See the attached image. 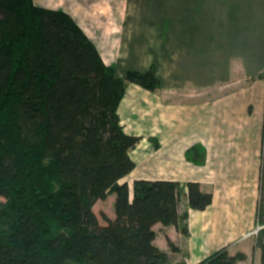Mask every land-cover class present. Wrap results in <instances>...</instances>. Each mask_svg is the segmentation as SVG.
I'll list each match as a JSON object with an SVG mask.
<instances>
[{"label": "trees", "instance_id": "obj_1", "mask_svg": "<svg viewBox=\"0 0 264 264\" xmlns=\"http://www.w3.org/2000/svg\"><path fill=\"white\" fill-rule=\"evenodd\" d=\"M127 83L160 88L155 67L119 78L69 14L0 0V264H186L155 245V225L188 218L179 215L180 184L136 180L131 198L121 182L141 140L119 116ZM187 155L203 158L198 147ZM187 188L192 210L211 206L199 183ZM111 195L115 218L103 214L102 224L94 208ZM257 220L264 225V146ZM256 247L264 264V229ZM245 259L222 248L199 264Z\"/></svg>", "mask_w": 264, "mask_h": 264}, {"label": "crops", "instance_id": "obj_2", "mask_svg": "<svg viewBox=\"0 0 264 264\" xmlns=\"http://www.w3.org/2000/svg\"><path fill=\"white\" fill-rule=\"evenodd\" d=\"M33 1L69 14L119 78L155 67L160 88L127 83L119 106L125 132L141 139L121 181L131 198L136 180L181 186L179 215L188 218L155 225V245L172 263L199 264L222 248L243 252L239 264H252L254 252L261 263L248 235L258 225L264 146V0ZM193 147L202 159L188 157ZM189 182L213 195L205 211L189 207Z\"/></svg>", "mask_w": 264, "mask_h": 264}, {"label": "rangeland", "instance_id": "obj_3", "mask_svg": "<svg viewBox=\"0 0 264 264\" xmlns=\"http://www.w3.org/2000/svg\"><path fill=\"white\" fill-rule=\"evenodd\" d=\"M112 198L114 199L115 197L112 196ZM111 200H112L111 197L110 198H107V200H105L103 202H100V204L99 205H96L95 208H94V210H95L96 214L98 215L99 220H100V222L102 224H105V221H104V219L102 217L103 214L107 215L108 217H112L113 215H115L114 205L112 204ZM0 201H2L1 198H0ZM255 230H256V228L252 231V233ZM257 236H258V234L257 235H255V234H252L251 235V237L253 239H255V241L257 239ZM239 253H243V252H239ZM69 264H79V263H77L75 261H71ZM252 264H257V259H256V253L255 252L252 254ZM259 264H261L260 263V260H259Z\"/></svg>", "mask_w": 264, "mask_h": 264}, {"label": "built area", "instance_id": "obj_4", "mask_svg": "<svg viewBox=\"0 0 264 264\" xmlns=\"http://www.w3.org/2000/svg\"><path fill=\"white\" fill-rule=\"evenodd\" d=\"M262 229H264V225L261 226L260 224H258L256 230L252 234L257 235ZM252 234H249L248 236H251Z\"/></svg>", "mask_w": 264, "mask_h": 264}]
</instances>
